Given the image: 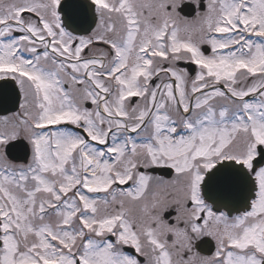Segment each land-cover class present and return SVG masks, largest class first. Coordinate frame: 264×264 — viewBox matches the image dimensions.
I'll return each mask as SVG.
<instances>
[{"label": "snow or ice", "instance_id": "6c2138e0", "mask_svg": "<svg viewBox=\"0 0 264 264\" xmlns=\"http://www.w3.org/2000/svg\"><path fill=\"white\" fill-rule=\"evenodd\" d=\"M0 264H264V0H0Z\"/></svg>", "mask_w": 264, "mask_h": 264}, {"label": "water", "instance_id": "95a60500", "mask_svg": "<svg viewBox=\"0 0 264 264\" xmlns=\"http://www.w3.org/2000/svg\"><path fill=\"white\" fill-rule=\"evenodd\" d=\"M3 106L6 107V108H13L14 104L12 103L11 100H6V101H4V105ZM15 155L18 156V157H22L23 156V152L22 151L17 152V153H15Z\"/></svg>", "mask_w": 264, "mask_h": 264}, {"label": "flooded vegetation", "instance_id": "af4514ba", "mask_svg": "<svg viewBox=\"0 0 264 264\" xmlns=\"http://www.w3.org/2000/svg\"><path fill=\"white\" fill-rule=\"evenodd\" d=\"M186 11H188L187 9H186ZM184 67H186V65H183ZM192 67H194V66H190V69L192 68ZM209 250H205V254H207V252H208Z\"/></svg>", "mask_w": 264, "mask_h": 264}]
</instances>
